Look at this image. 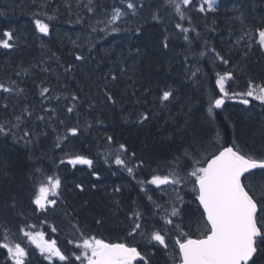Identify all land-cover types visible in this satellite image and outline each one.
I'll return each mask as SVG.
<instances>
[{
    "label": "trees",
    "instance_id": "trees-1",
    "mask_svg": "<svg viewBox=\"0 0 264 264\" xmlns=\"http://www.w3.org/2000/svg\"><path fill=\"white\" fill-rule=\"evenodd\" d=\"M196 1L183 7L185 18L180 19L165 0H133L135 14L127 9V0H0V39L6 31L13 34V47H0V83L23 89L19 94L0 89V124L11 128L25 107L32 113L9 134L0 133V243L24 247L26 264L68 262L46 260L29 245L24 231L43 232L46 239L56 240L71 264H81L76 260L81 234L139 245L148 264H171L169 258L174 261L177 255L175 241L172 249L158 244L143 248L139 235L128 236L130 214L149 192L145 182L152 175L169 174L174 164L183 175L192 169L193 157L203 164L233 144L264 157V105H244L237 95L239 100L208 112L210 101L220 94L217 74L233 73L225 83L229 93L246 92L249 81L264 84V48L254 32L264 25V0H216L215 10L204 12ZM115 7L127 14L110 25ZM154 13L160 18L153 19ZM37 19L49 24L47 35L36 28ZM177 23L188 31L176 28ZM245 31L251 39L237 43ZM43 88L49 92L42 97ZM167 90L173 95L162 101ZM69 107L74 111L69 113ZM144 114L146 121L141 120ZM71 127L79 129L76 136L68 132ZM25 130L30 137L24 136ZM75 155L93 165L68 163ZM117 155L133 168L131 174L115 163ZM53 174L62 181L57 205L39 210L32 203L37 182ZM252 179L264 183V174L254 170ZM192 187L191 180L180 186L182 199L177 200L171 186L157 195L155 208L166 214L169 202L161 197L173 196L170 203L180 210L179 222L189 235L198 236L204 222ZM151 204L142 202L143 208ZM143 212V229L163 226ZM170 228L168 233L176 239L177 232ZM164 251L170 255L165 257ZM0 264H12L3 248Z\"/></svg>",
    "mask_w": 264,
    "mask_h": 264
},
{
    "label": "snow or ice",
    "instance_id": "snow-or-ice-1",
    "mask_svg": "<svg viewBox=\"0 0 264 264\" xmlns=\"http://www.w3.org/2000/svg\"><path fill=\"white\" fill-rule=\"evenodd\" d=\"M165 3L174 9L180 19H184L185 11L182 9V5L189 6L192 4V0H165ZM205 4L207 9L204 6ZM215 8L216 0H204V3L199 6V11L215 10ZM127 9L132 10V14H135L136 3L133 0H127ZM89 10L91 11L92 9ZM157 13L153 14V19L160 18ZM126 14L122 8H113L108 24H114ZM49 19H52V17H49ZM241 23H244L243 13H241ZM35 25L39 32L45 35L49 33V24L43 20L37 19ZM175 27L181 29L182 32L188 31L180 23H177ZM112 31H119V29L113 28ZM254 32L259 37L258 45L264 48V25L254 29ZM3 35L5 38L0 39V47L11 49L13 44L10 41L13 34L6 31ZM246 37L251 39L250 33L247 31L239 37L237 43L245 40ZM184 39L187 40L188 37L185 36ZM163 47H168L167 37ZM213 51L215 50L213 49ZM82 59L83 57L76 56V60ZM219 59L225 64L228 63L223 57H219ZM68 70L66 69V71ZM217 75L216 84L223 95L215 99V108H220L225 103V98L235 99L237 95L241 97L240 102L244 105L250 103L248 97H254L255 100L260 101L264 105V84L255 85L249 81L246 92L239 94L229 93L225 88V83L233 78V73L226 72L223 75ZM112 79L115 80L116 77L113 76ZM0 89L6 93L16 92L19 94L23 92V89L5 87L2 83H0ZM48 92V88H43L40 95L43 97ZM172 95L171 90L163 91L161 100L168 101ZM73 99H76V97L73 96ZM108 99H111V96ZM5 108H7V105H5ZM67 111L71 113L74 108L69 107ZM212 111L213 106H210L208 108L210 115ZM31 115V111L25 107L19 115L14 117L17 123L12 125L11 128H6L4 124H0V133L9 134L13 128L18 127ZM51 118V116L47 117L49 120ZM37 119L43 121L46 118L45 116H39ZM147 119V114L141 117L142 121ZM78 131L77 127L68 129L72 136H76ZM13 135L15 134L13 133ZM24 136L30 137L31 132L25 130ZM217 137H219V133H217ZM63 139L66 140L67 137ZM107 139L111 141L112 137L109 136ZM120 149L126 151L125 145L121 144ZM184 155L185 157L189 155L187 150H185ZM68 163L73 166L86 164L91 167L93 161L84 156L75 155L69 158ZM115 163L127 168L125 161L121 159L120 155L116 156ZM201 163V160L193 157L192 170L190 172L182 175L179 172L180 165L174 164L169 174L152 175L151 179L145 182L157 187L170 185L176 192L177 200H181L182 198L179 194L180 186L186 185L191 180L192 191L196 193L195 198L203 209L202 218L204 223L201 234L197 238H192L189 233L184 232L182 226L175 223L172 219L180 215V210L173 206L171 213H166L162 217L163 226L154 228L150 232L141 230L143 214L139 211L132 212L129 217L131 220V231L128 236L140 235L149 243L156 242L166 249L168 247L166 237L169 234L167 228L171 226L177 232L175 244L179 248V264H258V262L264 264V260L261 259L264 258V183L257 184L252 179L254 176L253 170H260L264 174V157L257 158L250 153H244L238 145L233 144V146L219 150L218 154H213L210 159H206L203 162L204 166H197ZM127 171L131 174L133 168H127ZM93 174L98 175L97 173ZM37 183L38 187L35 190L32 203L43 211H46L49 206L54 208L57 205V199L60 197L62 187V181L59 176L55 174L48 175L44 180ZM142 190L147 191L146 189ZM148 199L151 200L152 197L149 196ZM156 206L160 207V205ZM52 230L55 231L56 229L53 228ZM4 231L6 239L9 229L5 228ZM24 235L36 245L42 254L46 253L47 260L53 261L54 258H58L59 261H67L68 264H71L69 257L57 247L56 240H45L43 232H25ZM81 240L82 243L77 244V247L82 249V252L81 255L76 256V260L81 261V264H85V261L86 264H136L138 258L143 264H148V261L142 256L141 251L136 246H129V244L123 242L111 243L95 236L84 237L83 234H81ZM69 243H72V241H69ZM0 248L7 250V256L11 259L12 264H26L28 253L19 243L14 246L8 243H0Z\"/></svg>",
    "mask_w": 264,
    "mask_h": 264
},
{
    "label": "flooded vegetation",
    "instance_id": "flooded-vegetation-1",
    "mask_svg": "<svg viewBox=\"0 0 264 264\" xmlns=\"http://www.w3.org/2000/svg\"><path fill=\"white\" fill-rule=\"evenodd\" d=\"M149 188V189H148ZM171 188V186L170 185H161V186H159V187H157L156 185H150V184H148L147 186H146V189L149 191L148 192V194H145L144 196H143V198L139 201V203H140V205H142V202H144L145 204L147 203V204H149V202L150 203H152L150 206V208L148 209V208H143V205L140 207V205L138 206V209L136 208V210L137 211H139V212H141V213H144L143 211H145L146 212V214H151V213H153V214H151V215H153L152 217V219L151 220H154V219H156V221L155 222H157V221H159V222H162L163 223V219H162V217L165 215V213L163 212V213H158L157 212V210H156V208H155V204H157V201H155V200H157V199H159L160 197H158L157 195H161V193L162 192H167L168 191V189H170ZM160 192V193H159ZM152 194V195H151ZM151 195V197H152V199L151 200H149L148 199V197ZM156 198H155V197ZM163 196V195H162ZM195 197H196V195H195ZM194 197V198H195ZM161 198H163V197H161ZM165 198V200H166V202H169V204H168V207H167V209H166V213H170L171 212V210H172V204L170 203V202H173V196H170V197H167V195L164 197ZM171 199V200H170ZM147 201V202H146ZM192 202H193V200H192ZM195 202L196 203H198L197 202V199L195 198ZM146 207V206H145ZM140 209V210H139ZM153 209V210H152ZM156 217V218H155ZM142 231H143V228L141 229ZM144 230H145V232H147L148 230H150V231H152L153 229H149V228H144ZM149 231V232H150ZM186 231V230H185ZM188 233V232H187ZM139 237H141L140 238V242H139V244L142 246L143 245V248L145 247V246H147V245H150V244H148V242H147V240L146 239H144V238H142V236H140L139 235ZM121 241H114V242H111V243H120ZM143 242V243H142ZM123 243H125V242H123ZM152 245V244H151ZM129 246H131V245H129ZM137 248H138V250L140 251V246L139 245H137L136 246ZM143 262L142 261H140L139 260V258H138V261L136 262V264H142Z\"/></svg>",
    "mask_w": 264,
    "mask_h": 264
},
{
    "label": "rangeland",
    "instance_id": "rangeland-1",
    "mask_svg": "<svg viewBox=\"0 0 264 264\" xmlns=\"http://www.w3.org/2000/svg\"><path fill=\"white\" fill-rule=\"evenodd\" d=\"M202 3H204V0H197L196 1V4H197V6H198V8H199V6L202 4ZM206 8H207V5L205 4L204 5ZM183 7H185L184 5H182V9H183ZM119 20H117L115 23H117ZM114 23V24H115ZM114 24H110V25H114ZM218 88H219V86H218ZM220 90V89H219ZM223 94L220 92V94L217 96V97H214V98H212V100L210 101V103H211V106H213L214 105V101H215V99H218V98H220L221 96H222ZM251 98H253L254 99V97H248V99L250 100ZM237 98H235V99H228V98H225V101H235ZM237 100H239V98L237 99ZM258 102H260V101H258ZM261 103V102H260ZM214 107V106H213ZM106 158V156L104 157V159ZM107 160V159H106ZM93 165V164H92ZM197 166H199V165H197ZM192 168V167H191ZM192 169H190L188 172H190ZM51 198V197H50ZM162 200H164L165 198L163 197V198H161ZM174 204H175V202H174ZM173 204V205H174ZM164 206V205H163ZM137 211V210H136ZM171 213V212H170ZM169 213V214H170ZM173 220H174V222L175 223H177V224H180L181 226H182V228H183V231L185 232V230H187V228H185V226L182 224V223H180L179 222V220H180V216L179 217H173ZM164 222V221H163ZM169 227H171V226H168V228ZM173 229L174 228H170V230H171V232H173ZM175 231H176V229H174ZM150 230H148L147 232H149ZM25 232H32V233H36L35 231H24V233ZM23 233V234H24ZM172 235L171 234H168V236L166 237V243L168 244V246L170 247V249H172V246H173V243H174V241H175V239L173 238V237H171ZM177 236V235H176ZM25 238L28 240V242H29V245H31L39 254H41L42 256H44L45 257V259H46V253L45 254H42L41 252H40V250L36 247V245L35 244H33L29 239H28V237L27 236H25ZM47 237H46V235H44V239L45 240H48V241H51L50 239H46ZM148 242V241H147ZM169 242H170V245H169ZM79 243H82V241L81 242H79ZM148 244H157L156 242H152V243H149L148 242ZM161 246V245H160ZM164 250H166L163 246H161ZM81 252H82V249H81ZM80 252V253H81ZM166 254H167V256H166ZM81 255V254H80ZM170 254H169V252H167V251H164V256L165 257H168ZM174 255H176L175 253H174ZM55 259V258H54ZM53 259V260H54ZM47 260V259H46ZM169 260L171 261V258H169ZM49 261V260H48ZM51 263L53 262V261H50ZM85 264H86V261H85Z\"/></svg>",
    "mask_w": 264,
    "mask_h": 264
},
{
    "label": "bare ground",
    "instance_id": "bare-ground-1",
    "mask_svg": "<svg viewBox=\"0 0 264 264\" xmlns=\"http://www.w3.org/2000/svg\"><path fill=\"white\" fill-rule=\"evenodd\" d=\"M133 62V61H132ZM8 86V85H7ZM216 96V95H215ZM35 129V128H34ZM148 163V162H147ZM133 164V163H132ZM185 164V163H184ZM187 164V163H186ZM138 166V165H137ZM100 169H101V167H100ZM100 171V170H99ZM101 172H103V171H101ZM100 172V173H101ZM63 178H65V177H63ZM123 182V181H122ZM38 184V183H37ZM127 185V184H126ZM149 189V188H148ZM123 191V190H122ZM125 192V191H124ZM131 195H132V193H131ZM152 195V194H151ZM150 195V196H151ZM142 196V195H141ZM144 196V195H143ZM146 196V195H145ZM155 197V196H154ZM141 198V197H140ZM156 198V197H155ZM137 200V199H136ZM171 200V199H170ZM139 201V200H138ZM155 201H157V200H155ZM147 202V201H146ZM139 203V202H138ZM134 205V204H133ZM141 206V205H140ZM126 208V207H125ZM142 208V207H141ZM146 208V207H145ZM140 210V209H139ZM153 210V209H152ZM55 211V210H54ZM132 211V210H131ZM188 212V211H187ZM151 214H153V213H151ZM192 214V213H191ZM149 215V214H148ZM153 216V215H152ZM129 217V216H128ZM149 217V216H148ZM145 218V217H144ZM156 218V217H155ZM131 221V220H130ZM182 222V221H181ZM184 223V222H183ZM71 224V223H70ZM76 225H77V223H76ZM69 226V225H68ZM78 227V226H77ZM151 227V226H150ZM144 230V229H143ZM54 232V231H53ZM110 237V236H109ZM139 237V236H138ZM126 238V237H125ZM143 243V242H142ZM31 246V245H30ZM143 246V245H142ZM147 247V246H146ZM156 248V247H155ZM168 249V248H167ZM157 251V250H156ZM147 252V251H146ZM154 255V254H153ZM165 258V257H164ZM166 259V258H165Z\"/></svg>",
    "mask_w": 264,
    "mask_h": 264
},
{
    "label": "water",
    "instance_id": "water-1",
    "mask_svg": "<svg viewBox=\"0 0 264 264\" xmlns=\"http://www.w3.org/2000/svg\"><path fill=\"white\" fill-rule=\"evenodd\" d=\"M225 147H228V146H225ZM223 148H224V147H223ZM223 148H222V149H223ZM222 149H221V150H222ZM216 154H218V152H217ZM210 158H211V156H210L208 159H210ZM197 201H198V200H197ZM198 203H199V202H198ZM200 207H201V206H200ZM201 209H202V207H201ZM202 210H203V209H202ZM178 250H179V248H178ZM178 264H179V263H178Z\"/></svg>",
    "mask_w": 264,
    "mask_h": 264
}]
</instances>
